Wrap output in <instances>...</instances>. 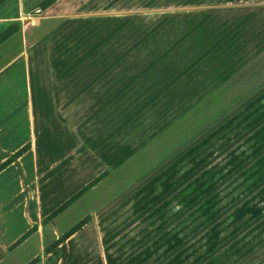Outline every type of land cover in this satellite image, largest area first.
I'll list each match as a JSON object with an SVG mask.
<instances>
[{
	"label": "rangeland",
	"instance_id": "obj_1",
	"mask_svg": "<svg viewBox=\"0 0 264 264\" xmlns=\"http://www.w3.org/2000/svg\"><path fill=\"white\" fill-rule=\"evenodd\" d=\"M167 25L145 27L142 33V28H131L130 20H120L109 26L104 24L99 38H78L83 50L95 44L92 58H97L94 61L88 58L82 63L84 84L91 82L90 70H99L92 85L102 82L110 71L114 72L115 77H112L117 83L118 71L127 67L141 68L145 73L164 68V82L170 83L179 72L188 70L187 77L194 88L188 92L185 80L179 90L169 92L175 96L174 101L162 108L169 113V119L144 149L125 158L130 170L116 171L112 176L114 184L110 180L94 189L93 185L85 188L77 196L90 192L72 209L57 219H50L45 227H58L59 231L67 227V237L59 235V240L65 243L57 250L55 247L47 264H122L123 260L139 264V245L155 240L160 241L163 264L191 256H196L194 264H201L213 256L214 251H219L220 244L231 243L242 235V241L248 239L251 227L264 229V38H235L234 22L206 27L208 35L198 38H193L196 34L187 38V32L181 35L177 31L179 27ZM46 28L50 31L53 26ZM67 28L68 38L64 44L76 39L72 38L76 33L74 29ZM225 30L228 32L226 38H214ZM147 34L149 38H143ZM175 34L179 35L175 38ZM104 35L109 38H102ZM41 36L35 32L34 41L28 43L29 50L36 48L35 42ZM18 38L0 48L2 72L13 57L23 51ZM135 53L146 54L147 58L133 57ZM24 63L25 59L19 58L14 65L26 73ZM14 69L0 76V89L1 85L11 88L8 93H2L3 98L12 95L14 99L25 100V80L23 76H15ZM144 72L130 75L127 84L139 83ZM123 80L125 84L128 82L127 78ZM195 83H203V89ZM204 83L210 84L206 90ZM143 87L150 91H134L132 98L129 97L130 87L125 89L126 86L109 94L116 103L126 98V103L116 104V134L126 126L129 127L125 130L127 133H134L147 102L158 96L157 88ZM87 89L82 91L83 98L88 97ZM64 93L65 97L73 98L68 90ZM105 94L100 98L106 99ZM188 96L195 104L185 107L184 99ZM133 101L136 105L130 106ZM100 109L105 111L106 107ZM133 118L137 121L130 127ZM146 134L148 137L147 130L143 135ZM20 213L13 215L14 230L25 226ZM82 222L87 223L85 231L70 237L69 233ZM129 225L131 230L122 234L123 228ZM117 232L120 234H115ZM262 235H257L260 242ZM47 238L46 235L49 242ZM36 240L34 237L21 247L19 257L27 258L37 251ZM59 240H52L50 245L56 246ZM213 241L215 249L203 255V246ZM189 243L195 244V250L186 248ZM144 252L145 257L142 256ZM144 252L140 258L154 260V249Z\"/></svg>",
	"mask_w": 264,
	"mask_h": 264
},
{
	"label": "crops",
	"instance_id": "obj_2",
	"mask_svg": "<svg viewBox=\"0 0 264 264\" xmlns=\"http://www.w3.org/2000/svg\"><path fill=\"white\" fill-rule=\"evenodd\" d=\"M120 20H130L131 28H142V33L145 27L159 28L164 23L168 24L166 27L177 26L181 35L189 34L187 38L194 34L193 38L207 36L209 31L206 27L215 28L234 22L235 38H264V0H0V37L8 34L0 48L18 37L23 45V51L13 57L5 71L15 68V76H23L27 91L25 100L14 99L12 95L4 99L2 93H8L11 88L1 85L0 89V264H47L55 247L57 250L65 243L59 240V235L64 236L67 227L59 231L58 227L48 229L45 226L72 209L90 190L60 210L72 196L92 185L94 189L110 180L113 183L115 179L112 176L116 171L130 170L125 158L144 149L148 140L155 138L163 122L169 119V113L162 110L174 101L175 96L169 92L179 90L185 80L188 92L194 88L187 77L188 70L179 72L170 83H166L168 80L164 82L162 78L164 68L150 69L145 73L144 69L127 67L118 71L117 83L113 80L114 72L110 71L102 82L92 85L99 70H90L91 82L84 84L82 63L88 58L93 59L95 44L83 50L78 38H99L103 27ZM51 26L53 29L47 30L46 27ZM67 27L74 29L76 33L72 38L76 39L64 44L68 38ZM35 32L42 36L36 40V48L29 50L28 43L34 41ZM226 33L225 30L212 37L226 38ZM106 35L102 38H109ZM176 35L179 34L173 37ZM147 37L149 34L143 38ZM57 45L58 49H55ZM133 57L147 58L143 53H135ZM19 58L25 59L26 73L14 65ZM94 59L97 58L94 56ZM3 68H0V76L5 72H2ZM142 72L139 83L131 81L127 84L130 75ZM124 78L128 79L126 84ZM195 84L201 87L203 83ZM143 85L157 88L158 96L147 102L142 116L144 121L140 123L142 119L138 120L139 127L134 133H127L125 130L129 127L126 126L116 134V104L126 103V98L116 103L113 95L109 94L126 86L125 89L130 87L129 97L132 98L134 91H150ZM208 85L204 83L205 90ZM85 87H88V97L83 98ZM64 90H68L73 98L65 97ZM104 92L106 99L100 98ZM192 100L186 97L184 106L194 105ZM135 105L133 101L130 106ZM104 106L106 109L102 111L100 108ZM134 118L130 127L137 121ZM147 121L149 123L145 124ZM145 130L148 137L143 135ZM122 185L125 186L126 182ZM19 211L25 226L14 230L16 220L13 215ZM55 212L57 214L50 218ZM91 214V219H94ZM85 224L70 237L85 231ZM131 227L123 228L122 234L130 231ZM257 235H262L263 241H258ZM242 236L231 243L220 244L219 251H214L213 256L201 264H264L263 227H251L250 237L244 241ZM34 237L37 238V251L27 258L19 257L21 247ZM52 240L59 242L52 246ZM194 245L189 243L186 248L195 250ZM214 245V241L205 244L203 255L214 250ZM160 246L159 240L139 245V264H163ZM148 249H154V260L140 258ZM145 255L146 252L142 254ZM130 262L123 260L122 264ZM194 262L196 256L171 260L170 264Z\"/></svg>",
	"mask_w": 264,
	"mask_h": 264
},
{
	"label": "trees",
	"instance_id": "obj_3",
	"mask_svg": "<svg viewBox=\"0 0 264 264\" xmlns=\"http://www.w3.org/2000/svg\"><path fill=\"white\" fill-rule=\"evenodd\" d=\"M8 36L7 33H5L4 35H2V37H0V44H2L4 41H6L8 38H6ZM82 193V192H81ZM79 196H75L74 198H72L70 201H68L65 205H63L61 207L60 210L66 208L67 206H69L72 202H74ZM55 214H57V212H55L53 215L50 216V218H52ZM85 223L82 222L81 224H79L77 227H75L70 233L69 236L73 235L74 233H76ZM66 235L64 236V239H66Z\"/></svg>",
	"mask_w": 264,
	"mask_h": 264
}]
</instances>
